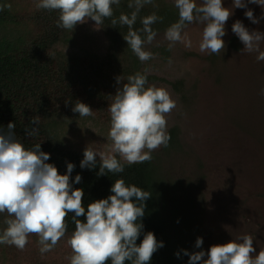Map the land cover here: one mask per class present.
Returning <instances> with one entry per match:
<instances>
[{"label": "clouds", "instance_id": "9594fccd", "mask_svg": "<svg viewBox=\"0 0 264 264\" xmlns=\"http://www.w3.org/2000/svg\"><path fill=\"white\" fill-rule=\"evenodd\" d=\"M120 3L121 0H38L36 8L59 11L57 27L72 32L76 25L89 18L95 25H102L106 18L113 16V5ZM248 4L264 9V0H232L231 8L224 7L222 0H201L199 4L196 0H174L179 18L164 33L169 50L177 43L191 48L192 42L185 29L198 23L204 25L199 51L221 55L226 47L222 40L226 35L225 24L233 15V8L246 9V18L259 24L260 19L247 8ZM145 5L158 7L155 0H130L128 7L134 10L130 15L121 14L119 17V23L128 28L123 38L141 62L154 58L152 52L145 50V44H151L157 36L152 25L163 21V17L153 12L141 19L139 31L134 30L138 14ZM261 18H264V12ZM111 23L115 25L117 20L112 19ZM140 32L145 34L143 38ZM232 32L244 45L243 52H255L256 60L264 61V51L260 49L264 33L249 31L239 20L233 23ZM168 63L171 65L172 61ZM122 80V76L116 78L118 84ZM147 83L146 73L138 72L128 76L127 82L117 90L108 107L111 154L87 147L80 162L82 169L96 167V157L99 156L98 175L122 173L124 166L117 156L129 165L144 163L151 161L152 152L161 146L168 147L171 137L166 117L177 108V102L166 89L155 85L145 87ZM72 111L81 117L93 115V110L79 101ZM181 115L186 116V113ZM30 123L38 125L39 119L33 118ZM15 127L9 122L7 133L0 130V213L12 217L4 221L7 227L0 232V245L23 251L29 242L28 237L36 235L40 253L51 252L66 235L68 214L74 213L75 230L67 240L73 252L68 258L70 264H108L109 261L111 264H149L158 248L164 246L152 232L145 233L139 245L136 243L143 229L139 221L145 215L144 202L151 193L117 179L110 189L112 194L89 203L85 211L83 190L72 187V183H80L82 177L77 174L70 182L75 166L67 163L66 174H59L53 164L46 163L50 155L41 151L40 144L26 150L15 139ZM24 130L27 136L38 133V127L29 130L26 126ZM81 216L86 217L83 222L78 219ZM239 241L210 246L207 253L203 250L183 251L189 257L188 264H264V249L256 252L252 235H242ZM202 244L203 239L197 237L195 247L201 248ZM175 255L179 258V253ZM205 255L207 259H204Z\"/></svg>", "mask_w": 264, "mask_h": 264}, {"label": "rangeland", "instance_id": "374dc122", "mask_svg": "<svg viewBox=\"0 0 264 264\" xmlns=\"http://www.w3.org/2000/svg\"><path fill=\"white\" fill-rule=\"evenodd\" d=\"M31 1L38 2L15 0L22 8H28ZM163 1L174 4V0ZM222 4L231 8L232 0H222ZM247 8L260 19L259 24L246 18V9L233 8L225 24L222 40L226 47L221 55L199 51L204 25L194 23L185 29L191 48L177 43L169 50V42L160 33L145 46L154 58L140 61L145 73L158 80L150 86L166 89L177 102V108L166 117L167 130L173 126L178 129L182 148L164 156L160 147L151 155L160 166L163 182L174 184L181 208L191 213L195 236L203 239L199 251L205 253L213 245L241 242L239 237L245 234L253 236L257 253L264 249V139L261 143L253 139L259 136L257 131L264 129V104L259 105L264 97V61H257L255 52H243L244 45L232 32L233 23L239 20L249 31L264 33V9L256 4H248ZM74 36L75 49L105 54L106 41L92 21L76 25ZM232 38L238 41L233 43L237 50L230 48ZM260 49L264 51V42ZM110 126L93 115L92 119L66 125L62 140L79 152L89 147L111 154ZM69 238H62L43 255L36 235L28 237L23 251L0 245V264H70L68 258L73 252L67 243Z\"/></svg>", "mask_w": 264, "mask_h": 264}, {"label": "trees", "instance_id": "16d2710c", "mask_svg": "<svg viewBox=\"0 0 264 264\" xmlns=\"http://www.w3.org/2000/svg\"><path fill=\"white\" fill-rule=\"evenodd\" d=\"M129 2L121 0L120 5H113V16L106 18L102 25H97L106 41L105 54L100 56L96 53L100 50L88 51L82 47L75 49L74 30L71 32L57 27L59 11L37 9V3L33 1L29 2L28 8H22V4L15 0H0V9H3L0 11V130L7 133L8 123L13 122L16 125L15 139L26 150H32L40 144L41 151L50 155L46 163L53 164L61 175L66 174L67 163H72L75 167L70 174V182L74 181L77 174L82 177L81 182L72 183V187L83 190L82 204L85 211L89 203L111 195L110 189L117 179H123L126 185H135L151 193V197L144 202L145 215L139 221L143 229L136 241L137 245L145 233L152 232L164 246L158 248L149 264H188L189 257L184 255L183 250L189 253L199 251L195 247L197 237L194 223L189 218L191 213L187 212L188 208H181L173 191L174 184L163 182L159 173L160 166L154 162L153 155L151 161L132 165L117 156L124 171L98 175L99 156L96 157V167L82 169L80 162L83 152L68 147L62 140L66 125L92 119L93 115L111 123L108 107L117 90L127 82L128 76L145 73L140 60L123 38L127 35V26L119 23L121 14L130 15L134 10L128 7ZM155 3L158 7L145 5L141 9L134 30L139 31L142 28L141 19L153 12L163 17L162 22L152 25L157 35L165 33L178 20V9L174 4L163 0H155ZM112 19H116L117 24L113 25ZM139 34L142 38L145 35L143 32ZM237 42L232 38L230 48L237 50L233 45ZM146 75L148 83L145 87L158 81L154 76ZM118 76L123 78L119 84L116 82ZM78 101L88 105L93 115L81 117L73 112L72 108ZM263 104L264 97L259 102V105ZM33 118L39 119L38 125L30 123ZM26 126L29 130L38 127V133L27 136L24 130ZM167 131L171 139L168 147L161 146L164 156L182 148L178 129L173 126ZM242 132L255 136V133L246 130ZM256 134L259 136L253 139L261 143L264 129ZM72 216L74 213H69L66 218L67 231L64 238L71 237L75 230ZM10 218L0 213V232L7 227L5 219ZM78 219L83 222L86 217ZM176 253H179V258Z\"/></svg>", "mask_w": 264, "mask_h": 264}]
</instances>
